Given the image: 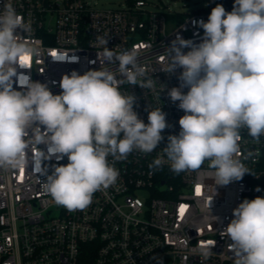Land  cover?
<instances>
[{
	"label": "built area",
	"instance_id": "obj_1",
	"mask_svg": "<svg viewBox=\"0 0 264 264\" xmlns=\"http://www.w3.org/2000/svg\"><path fill=\"white\" fill-rule=\"evenodd\" d=\"M127 1L124 7L100 8L88 0H0V11L11 3L31 24L30 33L17 29V34L40 52L28 60L29 68L17 66L15 90H25L20 80L27 77L60 94L63 75L101 68L106 39L109 49L135 51L146 70L144 79L153 81L147 89L121 85L122 93L135 97L138 117L147 124L148 112L161 107L168 124L151 153L134 150L125 160L108 158L118 179L96 192L84 210L70 212L54 203L44 189L46 176L33 174L30 149L27 167L0 168V264H234L227 249L231 241L220 233L234 218L233 209L264 191V135L256 142L247 128L240 129L237 158L250 173L226 186L216 185L208 161L198 170L176 174L163 152L168 136L179 134L178 121L185 114L168 96L180 87L182 69L166 72L165 51L177 35L202 42L198 22H207L217 4L232 11L234 0H204L203 7L190 13L150 10L146 0ZM105 67L118 72V61ZM182 91L186 94L188 88ZM38 147L47 153L45 144ZM157 158L161 167L150 169ZM67 163L66 156L43 161L49 175L54 166ZM213 242V253L205 260L197 245Z\"/></svg>",
	"mask_w": 264,
	"mask_h": 264
},
{
	"label": "clouds",
	"instance_id": "obj_2",
	"mask_svg": "<svg viewBox=\"0 0 264 264\" xmlns=\"http://www.w3.org/2000/svg\"><path fill=\"white\" fill-rule=\"evenodd\" d=\"M198 24L202 42L177 35L163 57L166 72L182 69L180 87L168 96L185 113L178 121L179 134L168 136L163 152L176 174L198 170L208 161L216 185L226 186L250 173L237 158L240 129L247 128L256 142L264 135V0H234L230 12L217 4L207 22ZM17 29L32 31L7 3L0 11V168L27 167L30 149L33 174L46 176L44 189L54 203L70 212L84 210L96 192L118 179L109 157L119 161L134 150L147 154L157 149L168 127L166 113L161 107L151 109L147 124L138 117L135 97L122 93L121 85L147 89L153 81L144 79L146 70L135 51L109 49L106 39L101 68L63 75L60 94L27 77L20 80L25 90H15L17 66L29 68L28 60L40 54ZM117 61L118 72L105 67ZM52 156H66L68 163L54 166L49 175L43 161ZM162 163L157 158L149 167L158 169ZM233 217L220 235L231 241L227 249L234 264H264V197L244 199ZM214 246L198 243L199 255L208 259Z\"/></svg>",
	"mask_w": 264,
	"mask_h": 264
},
{
	"label": "rangeland",
	"instance_id": "obj_3",
	"mask_svg": "<svg viewBox=\"0 0 264 264\" xmlns=\"http://www.w3.org/2000/svg\"><path fill=\"white\" fill-rule=\"evenodd\" d=\"M91 4L100 8H120L124 7L127 0H88ZM149 3L147 6L150 10L160 9L166 13L170 11H180L190 13L203 7L204 0H146Z\"/></svg>",
	"mask_w": 264,
	"mask_h": 264
},
{
	"label": "trees",
	"instance_id": "obj_4",
	"mask_svg": "<svg viewBox=\"0 0 264 264\" xmlns=\"http://www.w3.org/2000/svg\"><path fill=\"white\" fill-rule=\"evenodd\" d=\"M260 197H264V191L259 195ZM257 197V196H256ZM254 197V198H256Z\"/></svg>",
	"mask_w": 264,
	"mask_h": 264
}]
</instances>
